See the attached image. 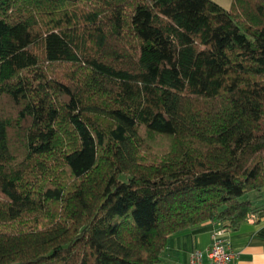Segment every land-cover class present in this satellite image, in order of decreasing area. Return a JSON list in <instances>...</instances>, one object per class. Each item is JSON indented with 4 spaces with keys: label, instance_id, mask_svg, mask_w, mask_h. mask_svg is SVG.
<instances>
[{
    "label": "trees",
    "instance_id": "1",
    "mask_svg": "<svg viewBox=\"0 0 264 264\" xmlns=\"http://www.w3.org/2000/svg\"><path fill=\"white\" fill-rule=\"evenodd\" d=\"M262 191L264 0H0V264H160Z\"/></svg>",
    "mask_w": 264,
    "mask_h": 264
},
{
    "label": "crops",
    "instance_id": "2",
    "mask_svg": "<svg viewBox=\"0 0 264 264\" xmlns=\"http://www.w3.org/2000/svg\"><path fill=\"white\" fill-rule=\"evenodd\" d=\"M225 9H230L232 0H212ZM256 201L262 210L251 216L237 229H229L209 222L201 227L174 235L161 256L160 264H190L192 254L202 251L207 261L212 235L225 230V239L234 253L233 264H264V191L257 193Z\"/></svg>",
    "mask_w": 264,
    "mask_h": 264
},
{
    "label": "built area",
    "instance_id": "3",
    "mask_svg": "<svg viewBox=\"0 0 264 264\" xmlns=\"http://www.w3.org/2000/svg\"><path fill=\"white\" fill-rule=\"evenodd\" d=\"M225 230H219L212 235V244L208 249L207 261L202 251L192 254L190 264H233L234 253L225 239Z\"/></svg>",
    "mask_w": 264,
    "mask_h": 264
},
{
    "label": "rangeland",
    "instance_id": "4",
    "mask_svg": "<svg viewBox=\"0 0 264 264\" xmlns=\"http://www.w3.org/2000/svg\"><path fill=\"white\" fill-rule=\"evenodd\" d=\"M159 144H163V142L162 141H157ZM163 150H166V148H162ZM258 192H251V193H248L244 198H243V200H248V199H250V200H254L255 199V196H256V194H257Z\"/></svg>",
    "mask_w": 264,
    "mask_h": 264
}]
</instances>
